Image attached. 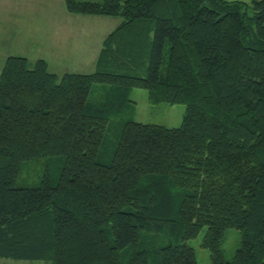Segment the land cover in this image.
I'll use <instances>...</instances> for the list:
<instances>
[{
  "label": "trees",
  "instance_id": "obj_1",
  "mask_svg": "<svg viewBox=\"0 0 264 264\" xmlns=\"http://www.w3.org/2000/svg\"><path fill=\"white\" fill-rule=\"evenodd\" d=\"M65 4L122 22L90 73L6 59L0 260L198 264L187 241L206 226L209 264H264V0ZM135 87L185 104L182 124L127 120L107 160L112 119ZM230 228L241 240L228 259Z\"/></svg>",
  "mask_w": 264,
  "mask_h": 264
},
{
  "label": "rangeland",
  "instance_id": "obj_2",
  "mask_svg": "<svg viewBox=\"0 0 264 264\" xmlns=\"http://www.w3.org/2000/svg\"><path fill=\"white\" fill-rule=\"evenodd\" d=\"M101 1V0H92ZM251 5L253 0H239ZM251 10V9H250ZM251 13V12H250ZM122 22L120 16L71 13L65 0H0V72L11 55L30 61L45 59L49 69L62 76L66 72H93L106 36ZM92 91L93 100H101V85ZM127 109L109 128V145L105 154L110 159L127 120L157 123L167 127L182 124L186 105L168 102L153 103L146 88L135 87ZM207 227L190 240L198 264L210 263V251L203 246ZM240 230L230 228L223 240V250L231 259L240 246ZM1 264H46L43 261L3 258Z\"/></svg>",
  "mask_w": 264,
  "mask_h": 264
}]
</instances>
